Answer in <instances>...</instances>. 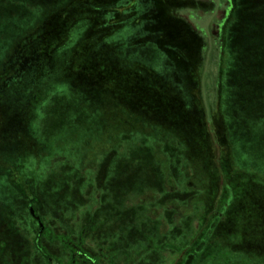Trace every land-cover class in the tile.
<instances>
[{
	"label": "rangeland",
	"instance_id": "374dc122",
	"mask_svg": "<svg viewBox=\"0 0 264 264\" xmlns=\"http://www.w3.org/2000/svg\"><path fill=\"white\" fill-rule=\"evenodd\" d=\"M254 197L264 0H0V264H264Z\"/></svg>",
	"mask_w": 264,
	"mask_h": 264
},
{
	"label": "trees",
	"instance_id": "16d2710c",
	"mask_svg": "<svg viewBox=\"0 0 264 264\" xmlns=\"http://www.w3.org/2000/svg\"><path fill=\"white\" fill-rule=\"evenodd\" d=\"M165 4V5H164ZM167 6L166 3H164V1H161L159 3V8H161V10H163L165 7ZM68 8H66L65 10H63V12L61 14H59L57 21L51 22L49 23V26H51V29H55L53 27H57L58 23H64L63 19L64 17H68L71 15V13H68ZM73 15V14H72ZM163 20L168 23V20L163 18ZM48 26V27H49ZM90 44L87 43L88 47L84 50V52H82V59L85 60V64H80L77 65L76 62V68H82L84 71L82 72L84 75H89L92 74L90 73V71H93L94 73L97 74L98 78H95L94 80L97 79L98 83L94 86L91 85L92 87H100L101 83L103 81H107V80H111L112 84H115L117 86L116 89H120V90H124V89H132L134 87H136L137 85H139V83H137L135 81V77L132 76H128L125 75L126 72V67L128 69V64L126 62H124L123 64L120 63V65L118 64V62H116V60H113L114 58L112 56H98L100 51L99 49L95 48L93 46V42L89 41ZM51 50V49H50ZM89 55H93V56H89ZM121 68V69H120ZM122 71H124L123 73H121ZM94 75V74H93ZM100 77V79H99ZM16 79V78H15ZM15 79L11 80V82L15 81ZM101 81V82H100ZM11 82H9L11 84ZM91 82V81H90ZM6 83V82H5ZM52 86V85H50ZM77 87V86H76ZM79 89V88H78ZM25 90V89H24ZM23 90V92H24ZM25 96L28 95L27 90L24 92ZM36 97V96H35ZM35 97L33 98V96L30 94V98L35 99ZM36 99H39L38 97H36ZM25 191L27 192V195L29 197H31L30 199L33 200V194H31L29 186H25ZM32 195V196H31ZM259 200V201H258ZM253 203L256 205V207H258V205L260 206V210H264V199H262L261 197H254L253 198ZM30 211H32L33 214V206L30 203Z\"/></svg>",
	"mask_w": 264,
	"mask_h": 264
},
{
	"label": "flooded vegetation",
	"instance_id": "af4514ba",
	"mask_svg": "<svg viewBox=\"0 0 264 264\" xmlns=\"http://www.w3.org/2000/svg\"><path fill=\"white\" fill-rule=\"evenodd\" d=\"M75 255H77V256H81L80 259L83 258L82 262L79 263V264H95V262H94V258H93V257H90L89 254H86V253H82V254H81V253L79 252V250H78V251H76V252L74 253V256H75Z\"/></svg>",
	"mask_w": 264,
	"mask_h": 264
}]
</instances>
